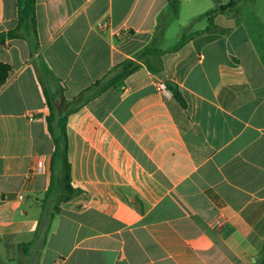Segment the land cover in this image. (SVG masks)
<instances>
[{
	"label": "crops",
	"instance_id": "0c3cea01",
	"mask_svg": "<svg viewBox=\"0 0 264 264\" xmlns=\"http://www.w3.org/2000/svg\"><path fill=\"white\" fill-rule=\"evenodd\" d=\"M227 1L179 0L173 17L167 0H35L37 52L19 38L0 45L11 66L0 84V264L255 262L264 242V0H236L214 14L215 28L204 30V18L177 50L164 44L172 18L184 25L183 12L195 19ZM16 19V0H0V32ZM148 43L164 50L150 66L133 56ZM125 59L140 67L102 89ZM42 61L66 99L90 86L66 120L75 192L52 217L51 204L41 207L53 151Z\"/></svg>",
	"mask_w": 264,
	"mask_h": 264
},
{
	"label": "trees",
	"instance_id": "16d2710c",
	"mask_svg": "<svg viewBox=\"0 0 264 264\" xmlns=\"http://www.w3.org/2000/svg\"><path fill=\"white\" fill-rule=\"evenodd\" d=\"M236 0H229L224 4L210 8L203 13H200L194 20L206 18L207 25L204 30H211L215 28L213 16L217 11H224L235 6ZM17 5V19L16 25L5 32H0V45H4L6 40L19 38L26 41L29 54L33 55L39 48L36 18H35V0H16ZM179 8V0H167L166 11L173 17H177ZM221 33L224 31H220ZM190 34L182 33L175 44L168 51H175L180 48L185 41L190 37ZM164 50H160L148 43L140 50L134 53V57L150 66V57L154 54L157 55ZM40 58V55H36ZM140 67L137 61L125 59L120 63L113 66L111 70L105 75L109 76L102 86V89L108 85L118 82L124 76L131 74ZM11 66L8 63L0 61V84H2L10 71ZM37 69V68H36ZM41 75L38 74L37 78L41 86L44 104L47 107L45 115V124L47 132L49 133L53 142V151L50 156L49 163V183L46 190L43 192L41 199V207L46 204H51L50 216L55 214L60 204L67 201L75 192L70 185V163L68 160V142L66 133V120L70 112L80 106L86 99L83 98L84 93L90 88L87 87L80 91L76 96L71 99H66L63 95L64 84L57 78L47 65L42 61L41 66L38 67ZM100 81H96L93 85H97ZM172 88L173 97L182 105L183 99L175 87L169 84ZM32 242L25 243L23 246H29ZM258 258L253 264H264V242L258 253Z\"/></svg>",
	"mask_w": 264,
	"mask_h": 264
},
{
	"label": "rangeland",
	"instance_id": "374dc122",
	"mask_svg": "<svg viewBox=\"0 0 264 264\" xmlns=\"http://www.w3.org/2000/svg\"><path fill=\"white\" fill-rule=\"evenodd\" d=\"M179 10V8H178ZM182 11H186V6L184 5L183 10ZM204 18H200L197 19L195 21H193V18H190L189 15H187L186 12H183V21L185 22L184 25H182V21H179V19H171L168 22V25L166 27V33H165V38H164V44L166 45H173L178 38L180 37V35L182 33H185L184 31H186L190 26L194 25V28H196L195 26L199 25L201 22H203ZM190 26V28H192Z\"/></svg>",
	"mask_w": 264,
	"mask_h": 264
},
{
	"label": "built area",
	"instance_id": "2783aa9c",
	"mask_svg": "<svg viewBox=\"0 0 264 264\" xmlns=\"http://www.w3.org/2000/svg\"><path fill=\"white\" fill-rule=\"evenodd\" d=\"M97 26H98V28H100V29H104V28H106L107 27V23L106 22H99V23H97ZM156 89L159 91V92H161L162 94H164V95H170V91H169V89L166 87V85L164 84V83H162V82H159V83H157L156 84ZM39 166H40V164L38 163V165H37V169H39ZM18 197L21 199L23 196L22 195H18Z\"/></svg>",
	"mask_w": 264,
	"mask_h": 264
}]
</instances>
